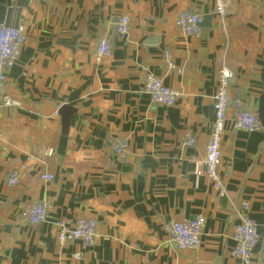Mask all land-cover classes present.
<instances>
[{"label": "crops", "instance_id": "crops-1", "mask_svg": "<svg viewBox=\"0 0 264 264\" xmlns=\"http://www.w3.org/2000/svg\"><path fill=\"white\" fill-rule=\"evenodd\" d=\"M225 1L220 17L215 0H0V24L25 36L4 88L19 105L0 98V264H245L232 254L241 202L259 233L252 264H264V126L222 134L220 188L196 165L218 71L233 72L229 95L256 114L264 89V0ZM182 10L211 15L210 24L187 35L175 26ZM123 14L130 28L119 38ZM104 36L111 54L96 61ZM147 73L179 90L178 102H152ZM62 104L75 109L66 134ZM186 130L192 146L182 144ZM10 170L20 175L12 186ZM34 202L48 215L32 225L23 213ZM197 214L205 217L200 246L176 248L168 224ZM79 218L96 220L94 244L58 243L53 222Z\"/></svg>", "mask_w": 264, "mask_h": 264}, {"label": "built area", "instance_id": "built-area-1", "mask_svg": "<svg viewBox=\"0 0 264 264\" xmlns=\"http://www.w3.org/2000/svg\"><path fill=\"white\" fill-rule=\"evenodd\" d=\"M214 12L220 17L227 13V2L225 0H215ZM202 16L191 10H182L175 17V26L187 35H199L201 31L200 22ZM130 28V21L126 14L120 15L115 25V33L119 38H124ZM25 36L21 28L17 26L0 24V98L5 106L19 105L7 93L4 92L7 73L15 64L19 56ZM112 39L109 36L102 37L95 49V59L99 61L109 57L111 54ZM165 57L171 66V55L169 50H165ZM233 78V72L222 67L218 71L217 85L213 95L214 119L211 126L209 140L205 149L203 160L196 163L197 167L204 166V173L212 184L220 188L221 180L218 167L221 163V136L226 130L242 129L246 131L260 130L261 126L258 115L245 107L243 100L239 97L229 95V85ZM3 90V93H2ZM143 91L149 95L152 102L164 106H172L178 102L180 91L165 85L159 76L147 73L143 82ZM196 141L195 135L190 131L184 132L182 144L192 146ZM114 153L119 157H124V146L119 141L112 144ZM49 150L48 153H51ZM40 178L44 180L53 179V174L42 173ZM20 181L17 170H10L7 174L6 183L10 186ZM239 222L232 230L234 246L232 254L243 260L245 264H252L253 249L259 240V233L255 222L248 215L247 202L239 205ZM29 224H37L46 220L48 212L46 205L42 202L28 204L23 213ZM205 223V217L197 214L193 218L183 220H173L167 226L169 241L178 249L196 250L200 246V235ZM56 227V240L60 244L69 241L79 240L83 246H92L95 242L97 222L91 218H79L74 224L68 225L62 220L53 222ZM198 264H212L209 262H199Z\"/></svg>", "mask_w": 264, "mask_h": 264}, {"label": "water", "instance_id": "water-1", "mask_svg": "<svg viewBox=\"0 0 264 264\" xmlns=\"http://www.w3.org/2000/svg\"><path fill=\"white\" fill-rule=\"evenodd\" d=\"M211 15H205L200 22L201 26H208L210 24ZM75 112L72 106L62 104L59 107L58 114L60 115L61 131L63 134L67 133L68 127L70 125L71 115ZM257 115L261 126H264V89L259 98V104L257 109Z\"/></svg>", "mask_w": 264, "mask_h": 264}, {"label": "bare ground", "instance_id": "bare-ground-1", "mask_svg": "<svg viewBox=\"0 0 264 264\" xmlns=\"http://www.w3.org/2000/svg\"><path fill=\"white\" fill-rule=\"evenodd\" d=\"M202 21V20H201ZM201 26V25H200Z\"/></svg>", "mask_w": 264, "mask_h": 264}]
</instances>
